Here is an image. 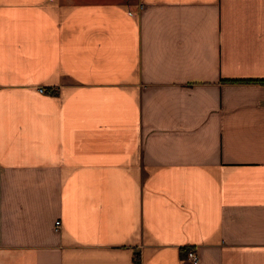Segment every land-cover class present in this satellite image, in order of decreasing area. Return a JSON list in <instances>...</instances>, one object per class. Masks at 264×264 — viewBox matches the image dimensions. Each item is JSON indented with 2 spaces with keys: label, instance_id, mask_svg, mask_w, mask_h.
Masks as SVG:
<instances>
[{
  "label": "crops",
  "instance_id": "crops-1",
  "mask_svg": "<svg viewBox=\"0 0 264 264\" xmlns=\"http://www.w3.org/2000/svg\"><path fill=\"white\" fill-rule=\"evenodd\" d=\"M192 247L264 264V0H0V264Z\"/></svg>",
  "mask_w": 264,
  "mask_h": 264
},
{
  "label": "built area",
  "instance_id": "built-area-1",
  "mask_svg": "<svg viewBox=\"0 0 264 264\" xmlns=\"http://www.w3.org/2000/svg\"><path fill=\"white\" fill-rule=\"evenodd\" d=\"M41 91H44V88H41L40 89ZM55 225H56V228L57 227H59V225H60V220H56V223H55ZM187 258L190 260V261H192V263H194V264H197L198 262H199V254H198V252H197V250L195 249V248H190L188 251H187Z\"/></svg>",
  "mask_w": 264,
  "mask_h": 264
}]
</instances>
